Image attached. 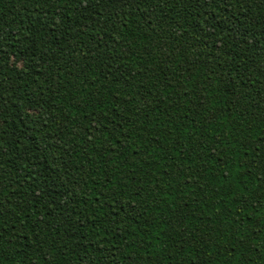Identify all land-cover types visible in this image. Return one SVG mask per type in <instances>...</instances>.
Instances as JSON below:
<instances>
[{
    "label": "trees",
    "instance_id": "trees-1",
    "mask_svg": "<svg viewBox=\"0 0 264 264\" xmlns=\"http://www.w3.org/2000/svg\"><path fill=\"white\" fill-rule=\"evenodd\" d=\"M0 264H264V0H0Z\"/></svg>",
    "mask_w": 264,
    "mask_h": 264
}]
</instances>
